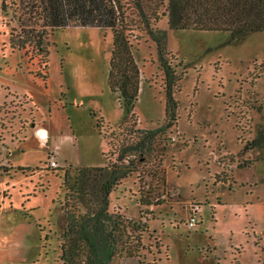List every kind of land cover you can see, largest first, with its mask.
I'll return each instance as SVG.
<instances>
[{
  "label": "rangeland",
  "instance_id": "obj_1",
  "mask_svg": "<svg viewBox=\"0 0 264 264\" xmlns=\"http://www.w3.org/2000/svg\"><path fill=\"white\" fill-rule=\"evenodd\" d=\"M2 4L0 264H63L64 171L115 161L108 141L119 144L126 135L108 79L113 32L50 31L45 79L43 61L11 48L4 21L12 12L3 13ZM128 9L126 32L142 72L129 128L145 130L164 124L165 76L156 43ZM163 10L151 24L168 32L178 120L152 158L110 194L111 211L129 217L133 230L148 226L140 252L124 251L112 264H264V145L243 151L264 127V31L233 39L225 31L170 29ZM159 166L165 190L152 176ZM139 176L144 193L154 190L161 203L139 204Z\"/></svg>",
  "mask_w": 264,
  "mask_h": 264
},
{
  "label": "trees",
  "instance_id": "obj_2",
  "mask_svg": "<svg viewBox=\"0 0 264 264\" xmlns=\"http://www.w3.org/2000/svg\"><path fill=\"white\" fill-rule=\"evenodd\" d=\"M128 8L136 10L147 33L156 43L165 76L164 124L145 130L129 128L140 94L142 72L126 32L130 17ZM161 8H164L162 15L168 17L170 29L225 31L233 39L264 31V0H3V13L8 15L12 12V18L4 21L5 25H11L8 32L11 48L25 50L28 55L43 61L46 72L42 76L45 79L48 77L50 31L59 27L92 26L111 28L113 32L108 79L111 91L117 95L123 108L121 129L126 135L119 144L114 143V138L108 141L107 154L116 145L113 151L115 161L109 159V164L103 166L71 165L64 171L66 193L62 205L66 225L60 255L63 264H112L124 251L136 256L144 247L143 232L148 230V226L143 224L141 229L133 230L129 217L111 211L110 194L137 171L140 163H147L152 158L161 143V136L178 120L177 75L168 58V32L151 24L153 20H160ZM17 11L20 14L15 19ZM262 145L264 127L258 129L257 137L245 143L243 151ZM159 169L161 166L152 176L157 175L156 189H164L167 182L164 171L161 177ZM262 181L264 187V177ZM139 182L141 206L163 201L159 195L154 199L156 194L151 193L155 191H150V188L144 193L140 176ZM144 212L141 208V213Z\"/></svg>",
  "mask_w": 264,
  "mask_h": 264
},
{
  "label": "built area",
  "instance_id": "obj_3",
  "mask_svg": "<svg viewBox=\"0 0 264 264\" xmlns=\"http://www.w3.org/2000/svg\"><path fill=\"white\" fill-rule=\"evenodd\" d=\"M51 164H52L53 167H55V166H57V161L52 160ZM195 222H196V218L194 216H192L190 218V221H189L188 224H189V226L194 227L195 226Z\"/></svg>",
  "mask_w": 264,
  "mask_h": 264
},
{
  "label": "crops",
  "instance_id": "obj_4",
  "mask_svg": "<svg viewBox=\"0 0 264 264\" xmlns=\"http://www.w3.org/2000/svg\"><path fill=\"white\" fill-rule=\"evenodd\" d=\"M40 131H41V132H40L39 137H43V136L45 135V131H46V130L41 129Z\"/></svg>",
  "mask_w": 264,
  "mask_h": 264
}]
</instances>
